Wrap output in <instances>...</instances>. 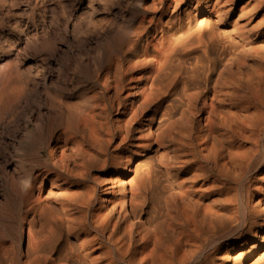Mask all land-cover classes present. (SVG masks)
<instances>
[{
	"label": "bare ground",
	"instance_id": "bare-ground-1",
	"mask_svg": "<svg viewBox=\"0 0 264 264\" xmlns=\"http://www.w3.org/2000/svg\"><path fill=\"white\" fill-rule=\"evenodd\" d=\"M197 6L206 18L162 49L144 47L150 25L124 20L94 99L58 101L54 141L31 132L42 171L19 162L17 208L35 181L54 180L25 212V249L15 239L0 264H264V0ZM230 18L237 32L221 29ZM3 66L0 107L24 90Z\"/></svg>",
	"mask_w": 264,
	"mask_h": 264
},
{
	"label": "rangeland",
	"instance_id": "rangeland-1",
	"mask_svg": "<svg viewBox=\"0 0 264 264\" xmlns=\"http://www.w3.org/2000/svg\"><path fill=\"white\" fill-rule=\"evenodd\" d=\"M198 1L202 0H191V5L186 7L183 0H0V70L4 67L3 64H13L17 71L14 72L16 75L12 74V84L17 90L24 89L23 94L19 91L18 96L17 93L18 98L16 97L14 103L6 104L10 105L9 109L6 105L0 107V209H4L0 210V255L3 254L0 261L11 255L14 242L20 237L23 239L22 250L25 249V212L31 211L36 205L35 201L39 196L37 192L47 194L51 181L54 180V176H51L50 179L53 180L50 181H35L36 193L23 195V199L27 195L24 199L26 205L21 209L17 208L18 197L17 192H14V181L18 174L16 170L19 162L28 159L29 163L31 160L35 166V176L42 171L35 165L38 166L39 161L32 150L35 143L31 132L42 130L40 133L46 135L45 140L50 138L49 140L54 141V138L62 133V128L58 127L56 122L64 113V116L67 114L64 106L58 101L65 102L68 107H75L84 104V98L94 99L92 96L100 89V83L105 82L108 62L117 57L118 49L113 47V40L124 20L131 21V26H139L141 23L150 25V33L144 47L150 43L149 46L153 49H162L169 40L181 35L183 27L191 25L195 28L206 18V10L197 6ZM2 15H5V18ZM212 16L216 19L215 15ZM234 21V18H230L226 23L220 21L219 25L221 29L231 31L236 26ZM233 31L237 32L236 29ZM109 47L116 51L108 57ZM0 80L3 81L1 77ZM113 114L115 116L116 112ZM54 118H57L56 122ZM50 121L53 127H56L53 132H50ZM200 124H205L204 113L196 118V125ZM57 144L62 146L61 140ZM60 149L58 158L63 153V148ZM50 153L49 147H43L39 155L43 160H49ZM58 158L57 165L61 166V158ZM13 167L16 168V173L13 172ZM120 178L125 179V176Z\"/></svg>",
	"mask_w": 264,
	"mask_h": 264
}]
</instances>
